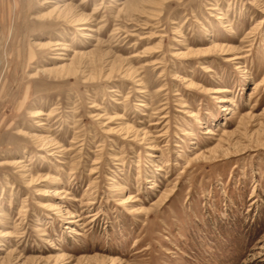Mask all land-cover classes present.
Here are the masks:
<instances>
[{
	"label": "rangeland",
	"instance_id": "1",
	"mask_svg": "<svg viewBox=\"0 0 264 264\" xmlns=\"http://www.w3.org/2000/svg\"><path fill=\"white\" fill-rule=\"evenodd\" d=\"M44 1L0 0V264H264V0Z\"/></svg>",
	"mask_w": 264,
	"mask_h": 264
},
{
	"label": "bare ground",
	"instance_id": "2",
	"mask_svg": "<svg viewBox=\"0 0 264 264\" xmlns=\"http://www.w3.org/2000/svg\"><path fill=\"white\" fill-rule=\"evenodd\" d=\"M44 2H48V1L45 0ZM66 9H67V10H68V9H71V7H67ZM69 11H70V10H69ZM77 24H80V23H77ZM224 109H225V108H224ZM76 234H78V232H77Z\"/></svg>",
	"mask_w": 264,
	"mask_h": 264
}]
</instances>
